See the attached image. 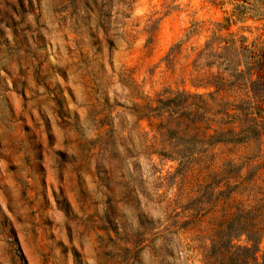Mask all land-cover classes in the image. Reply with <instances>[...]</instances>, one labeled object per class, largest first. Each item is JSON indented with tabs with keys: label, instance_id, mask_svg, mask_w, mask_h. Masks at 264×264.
Here are the masks:
<instances>
[{
	"label": "rangeland",
	"instance_id": "374dc122",
	"mask_svg": "<svg viewBox=\"0 0 264 264\" xmlns=\"http://www.w3.org/2000/svg\"><path fill=\"white\" fill-rule=\"evenodd\" d=\"M235 3L0 0V264H161L166 245L164 263L203 264L216 224L264 192V154L202 153L184 142L207 124L150 109L205 92L193 61Z\"/></svg>",
	"mask_w": 264,
	"mask_h": 264
},
{
	"label": "trees",
	"instance_id": "16d2710c",
	"mask_svg": "<svg viewBox=\"0 0 264 264\" xmlns=\"http://www.w3.org/2000/svg\"><path fill=\"white\" fill-rule=\"evenodd\" d=\"M235 1L222 22L214 24L212 34L192 64L194 72L189 83L205 92L177 93L174 98L158 100V107L150 110L168 113L178 119L190 118V124L198 129L207 124L201 137L193 136L184 145L199 146L202 153L220 144L250 147L253 154L250 159H253L264 154V34L250 40L243 33L250 28L244 26L247 21L259 23V29L264 31V0ZM237 25L236 32L230 31ZM215 64L220 67V73H211ZM181 84L184 85L185 81ZM208 131L212 134L208 135ZM189 163L180 161L178 170L184 171ZM231 195L232 191L228 197ZM205 196H208L207 191L201 192L198 201ZM252 197L251 204L239 203L228 218L216 224L209 236V247L203 249V264H264V250L260 248L264 237V192H256ZM212 211L213 208H198L194 212L206 215ZM190 224L173 225L175 233L187 229ZM241 238H244L242 245L235 243ZM163 252L161 264H170L164 262L173 257V247L166 245Z\"/></svg>",
	"mask_w": 264,
	"mask_h": 264
}]
</instances>
